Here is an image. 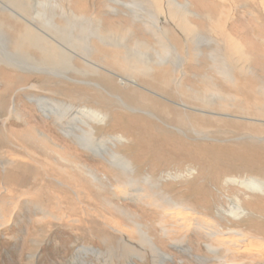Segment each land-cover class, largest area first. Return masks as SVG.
Instances as JSON below:
<instances>
[{
  "label": "rangeland",
  "instance_id": "374dc122",
  "mask_svg": "<svg viewBox=\"0 0 264 264\" xmlns=\"http://www.w3.org/2000/svg\"><path fill=\"white\" fill-rule=\"evenodd\" d=\"M177 1L0 0V264H251L200 224L264 238V0Z\"/></svg>",
  "mask_w": 264,
  "mask_h": 264
},
{
  "label": "bare ground",
  "instance_id": "6f19581e",
  "mask_svg": "<svg viewBox=\"0 0 264 264\" xmlns=\"http://www.w3.org/2000/svg\"><path fill=\"white\" fill-rule=\"evenodd\" d=\"M177 3H180V2H178L177 0H175ZM189 9V8H188ZM190 14L191 13H193V15H195L194 14V12H189ZM38 15V14H37ZM91 17V16H90ZM227 18H229V17H227ZM88 19V18H87ZM24 20V19H23ZM100 22V21H99ZM21 23V22H20ZM221 23H222V25H225V19L224 20H222L221 21ZM16 25V24H15ZM33 25V24H32ZM218 26H219V24H217ZM25 28H27V27H25ZM69 28V27H68ZM219 29H221V28H219ZM224 31V30H223ZM66 32V31H65ZM221 32V31H220ZM29 33V32H28ZM100 33V32H99ZM100 34H102V33H100ZM103 35V34H102ZM99 37V36H98ZM101 37V36H100ZM105 38V37H104ZM115 38H117L116 36H115ZM107 39V38H106ZM231 44H233V43H231ZM126 45V44H125ZM238 44L236 43V44H233V45H231V47H233V54H236V53H238V52H240L239 50V47L237 46ZM242 48V47H241ZM242 50V49H241ZM243 52V51H242ZM8 54V53H7ZM244 55V54H243ZM2 56V55H1ZM117 56V55H116ZM234 56V55H233ZM239 56V55H238ZM240 56H241V54H240ZM5 57V56H4ZM8 57V56H7ZM11 57V56H10ZM113 57V56H112ZM236 57V56H235ZM246 58H248V57H246ZM1 60V59H0ZM18 60V59H17ZM20 60V59H19ZM126 60V59H125ZM128 60V59H127ZM237 60V59H236ZM247 60V59H246ZM13 61V60H12ZM119 61V60H118ZM129 61V60H128ZM239 61H241V58H239ZM130 62H132V61H130ZM242 62V61H241ZM247 62V61H246ZM122 64V63H121ZM237 64H239V63H237ZM236 64V65H237ZM242 64H244V63H242ZM131 65V64H130ZM23 66V65H22ZM128 66V65H127ZM138 66V65H137ZM129 67V66H128ZM131 67H132V65H131ZM121 68V67H120ZM125 68V67H124ZM122 69V68H121ZM132 69V68H131ZM146 70V69H145ZM239 70V69H238ZM108 71V70H107ZM124 71H126V70H124ZM139 71V70H138ZM147 72V71H146ZM111 74V73H110ZM138 74V73H137ZM129 75V74H128ZM246 75V74H245ZM138 80V79H137ZM131 85H134L135 87H139L138 85H137V83L134 81V80H131V81H128ZM143 84V83H142ZM236 86V85H235ZM164 93V92H163ZM120 100V99H119ZM0 102H1V100H0ZM122 104L124 105V106H126L127 107V105H125V103H123V101H122ZM159 105V104H158ZM129 107V106H128ZM133 108V107H132ZM182 108L184 109H187V107H185V106H183L182 105ZM129 109V108H128ZM161 109V108H160ZM164 109V108H163ZM5 109L4 108H1V110H0V114H1V112H3ZM132 110V109H131ZM257 110V109H256ZM259 111V110H258ZM45 112V111H44ZM12 114H13V112H11ZM190 114V113H189ZM58 115H59V113H58ZM150 115H151V113H150ZM152 116H154V115H152ZM158 116V115H157ZM170 116V115H169ZM94 118H98V116L96 115V114H94V116H93ZM120 117H122V118H127V117H129L128 115H126V114H124V113H121L120 114ZM129 118H131V117H129ZM237 118V117H236ZM106 119V118H105ZM128 119V118H127ZM137 119V118H136ZM142 119V117H140V119L139 120H141ZM165 119V118H164ZM99 120V119H98ZM131 122H132V118H131V120H130ZM146 121V123L147 124H149L151 127H153L152 128V131H154V133H157V130L158 131H165V129L162 127V126H160V125H158L156 122H153V121H151V120H145ZM189 121V120H188ZM131 122H128L127 121V123L129 124V125H125V128H129L130 126H132V125H130L131 124ZM133 123V122H132ZM151 123V124H150ZM19 124V123H18ZM155 125V126H154ZM124 127V126H123ZM186 127V126H185ZM203 127V126H202ZM176 128V127H175ZM79 129V131L82 133V136H80V138L83 140V145L85 146H87L88 148H92L93 146L92 145H94L95 143H96V137H95V135H94V129H93V127H90L89 128V130H90V132H87V131H84L82 128H78ZM201 129V128H200ZM191 130V129H190ZM3 131V130H2ZM218 131V130H217ZM171 132H169V134H170ZM143 134V133H142ZM160 134V133H159ZM172 135H173V137H175V138H178V139H180V137H178V136H176L175 134H173V133H171ZM5 135V134H4ZM4 135L3 134H1L0 133V136L2 137H4ZM161 135V134H160ZM188 136V135H187ZM1 137H0V139H1ZM79 137V136H78ZM167 137V136H166ZM170 137V136H169ZM133 138V137H132ZM186 144V143H185ZM129 144H121L120 145V147H123V149L124 148H128L129 146H128ZM184 145V144H183ZM95 147V148H94ZM93 147V150H95L96 149V146H94ZM185 148V147H184ZM101 149V148H100ZM157 151V150H156ZM254 152H257V151H254ZM253 152V153H254ZM250 154V153H249ZM260 154V153H259ZM8 155V154H7ZM29 155V154H28ZM57 155V157L60 159V160H63V161H66L64 158H62L60 155H58V154H56ZM4 156V155H3ZM30 156V155H29ZM111 156V158L115 161V163L118 165V167H119V169L122 171V173L123 174H121V178H125V179H128V182L129 183H134V182H131V179L129 180V175H133V172H134V170H135V166H134V164H133V162L132 161H130L127 157H125V156H123V155H119V153H113L112 155H110ZM257 156V155H256ZM260 157V156H259ZM3 158V157H2ZM255 158V157H254ZM111 159V160H112ZM56 162V161H55ZM67 162V161H66ZM57 163V162H56ZM47 164V163H46ZM88 169V168H87ZM63 172V171H62ZM89 173V172H88ZM129 173V175H127ZM68 175V174H67ZM83 175V174H82ZM87 175V174H86ZM92 176H94V175H92ZM128 177V178H127ZM94 180L96 181L97 179H96V177L94 176ZM99 179V178H98ZM249 180V179H248ZM251 181V180H250ZM258 181V180H257ZM90 182V181H89ZM95 183V182H94ZM244 183V182H243ZM78 184V183H77ZM94 185V184H93ZM244 186H246L247 188H251V187H249V185H247V184H245ZM0 187H1V185H0ZM3 187V186H2ZM24 186H21V188H23ZM35 187H36V189H40L37 185H36V182H34V183H32V186H30V189H29V191H26V196H29V199H30V202L31 201H36V200H41L42 199V197L43 196H45L46 197V195H45V193L44 192H42L41 190H40V192L39 191H37L36 193H34V189H35ZM5 188V187H4ZM14 188H16V187H14ZM21 188L20 187H17L16 189H18V190H21ZM90 188V187H89ZM98 188V187H97ZM8 189H10L9 187L7 188V190ZM15 189V190H16ZM100 189V188H99ZM126 189V188H125ZM130 189V188H129ZM97 191V190H96ZM34 193V194H33ZM79 193V192H78ZM126 193V192H125ZM86 194V193H85ZM80 195V194H79ZM88 195V194H87ZM84 196V195H83ZM82 196V197H83ZM32 198H35V200L34 199H32ZM104 198V197H103ZM20 199V198H19ZM93 199V198H92ZM47 201V200H46ZM45 201V202H46ZM48 201H49V199H48ZM170 201V200H169ZM89 202V201H88ZM186 202V201H185ZM14 203V202H13ZM55 203H56V200H55ZM76 203V202H75ZM94 203V202H93ZM169 203V202H168ZM8 204V203H7ZM59 204V203H58ZM12 205V204H11ZM78 205V204H77ZM93 205V204H92ZM179 205V204H178ZM178 205H177V207H178ZM183 205V204H182ZM3 206V205H2ZM37 206V205H36ZM60 207V206H59ZM75 207V206H74ZM236 207V206H235ZM233 207L234 209H235V211H236V213H235V216H240L241 214H244L245 212H246V210L247 209H245L243 206H242V204H241V206L239 205L238 207ZM82 208V207H81ZM1 209V208H0ZM40 209H41V207H40ZM112 209V208H111ZM79 210V209H78ZM113 210V209H112ZM195 210V209H194ZM75 211V210H74ZM84 211V210H83ZM169 211V210H168ZM190 211H191V209H190ZM49 212V211H48ZM47 211H45L44 209H41V214L43 215V217L44 218H42L41 216V218L42 219H49L48 217H53L51 214H49ZM186 212V211H185ZM74 213V212H73ZM72 213V214H73ZM116 213H117V211H116ZM179 213V212H178ZM177 213V214H178ZM187 213H189L188 211H187ZM191 213V212H190ZM85 214V213H84ZM106 214H107V212H106ZM181 214V213H180ZM264 214V213H263ZM115 215V214H114ZM127 215V214H126ZM74 216V215H73ZM108 216V215H107ZM201 216V215H200ZM204 216L205 217H208V215L207 214H204ZM264 216V215H263ZM193 217V216H192ZM4 218V217H3ZM2 218V220L4 221V219ZM75 218V217H74ZM101 218V217H100ZM172 218V217H171ZM197 218V217H196ZM180 219V218H179ZM2 220H1V222H2ZM75 220V219H74ZM110 220V219H109ZM109 220H105V223L107 224H109V223H111V220L109 221ZM129 220V219H128ZM9 221V220H8ZM113 221V220H112ZM163 221V220H162ZM173 221V220H172ZM176 221V220H175ZM189 221H191V220H189ZM249 221H253V220H249ZM70 222V221H69ZM167 222V221H166ZM198 222V221H197ZM255 222V221H254ZM36 223V226H38L40 223H43L44 224V222H40V221H37V222H35ZM113 223V222H112ZM42 224V225H43ZM165 224V223H164ZM164 224H159V226H160V228H164V227H166ZM169 224V223H168ZM167 224V225H168ZM191 225V224H190ZM2 225H0V227H1ZM176 226V225H175ZM182 226H183V224H182ZM185 226H187V225H185ZM189 226V225H188ZM261 226V225H260ZM72 227V226H71ZM70 227V228H71ZM109 227V226H108ZM121 227V226H120ZM200 227L204 230V235L210 240V242H219V244H220V246L228 253V254H236V256L237 257H239V258H243V257H246L247 259L245 260L246 262L248 261V262H250L251 264H256V263H259V262H261L262 261V259H263V257H264V238H262V237H260V238H257L256 236H255V234H253V233H251L250 231L248 232V231H244V230H241V229H239V230H235V229H229V230H227L226 229V231H225V229L224 228H222L221 227V225H219L218 223H216V222H214V223H212L209 219L208 220H205L204 218H203V221H201V224H200ZM256 227V226H255ZM147 230H146V229ZM178 228V227H177ZM188 228V227H187ZM169 229V228H168ZM114 230V229H113ZM254 230V229H253ZM252 230V231H253ZM124 233H127L128 235H130V236H137V237H139L140 236V238H141V240L142 241H145V242H147L148 244H149V249H150V251H153L154 253H155V255H158V256H160V257H162L163 259H166V257L168 258V255H166V253L159 247V244L157 243V241H158V239H160V240H162V238H160L159 236H157V235H153L152 234V232L149 230V228L144 224H139V223H134V224H132V226H130L129 228H128V230L127 231H125ZM163 233H164V237L168 240H171V237H172V235L174 234V231H170V230H167V229H165L164 228V230H163ZM176 233V232H175ZM82 234V233H81ZM151 234L153 235V236H151ZM178 234V233H177ZM175 236V235H174ZM222 236V237H221ZM224 237H228V239H226L225 240V238ZM257 239H259V240H257ZM130 240V239H129ZM137 241V240H136ZM180 241V240H179ZM132 242V241H131ZM133 243V242H132ZM139 243V242H138ZM137 245V244H136ZM129 246V245H128ZM221 247H217V246H214V244L213 245H211V246H208V249L211 251V252H214V254H217L220 250H221ZM145 249V248H144ZM148 249V248H147ZM88 250V249H87ZM139 250V249H138ZM142 250H143V248H142ZM80 251V250H79ZM151 253V252H150ZM93 255V254H92ZM132 256V255H131ZM151 256V255H150ZM137 257V256H136ZM152 257V256H151ZM251 257V260H249L248 258H250ZM141 258V257H140ZM139 258V259H140ZM145 258V257H144ZM161 258V259H162ZM259 258H261V259H259ZM219 259V264H238L237 262L235 263L234 261H237V260H232V261H229V263L228 262H226V261H222V259H220V258H218ZM224 259V258H223ZM238 259V258H237ZM143 260V259H142ZM155 261V260H154ZM156 262V261H155ZM238 262H240L241 263V261H238ZM90 264H92V263H90Z\"/></svg>",
  "mask_w": 264,
  "mask_h": 264
}]
</instances>
